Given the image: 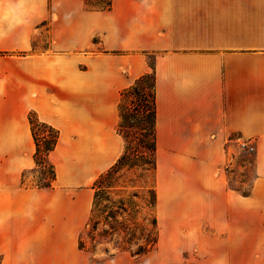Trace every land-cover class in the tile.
<instances>
[{
  "label": "crops",
  "instance_id": "crops-1",
  "mask_svg": "<svg viewBox=\"0 0 264 264\" xmlns=\"http://www.w3.org/2000/svg\"><path fill=\"white\" fill-rule=\"evenodd\" d=\"M0 52V264H143L147 254L91 256L79 238L94 181L123 151L121 91L152 71L148 55L158 194L182 210L178 231L202 240L198 262L172 241L159 264H264V0H113L107 11L84 0H0ZM30 111L60 132L49 188L23 181L35 167ZM234 135L255 146L247 194L223 173ZM190 175L196 187L180 179ZM189 193L195 199H179Z\"/></svg>",
  "mask_w": 264,
  "mask_h": 264
},
{
  "label": "trees",
  "instance_id": "trees-1",
  "mask_svg": "<svg viewBox=\"0 0 264 264\" xmlns=\"http://www.w3.org/2000/svg\"><path fill=\"white\" fill-rule=\"evenodd\" d=\"M112 2L113 0H84V6L88 11H107L112 8ZM148 62L152 71L138 77L133 84L121 91L117 106V133L124 141L123 151L116 162L94 181L92 207L86 223L92 241L96 242V233L103 237L106 244L117 239V251H127L135 257L155 249L159 237L156 215L158 197L155 187L158 150L156 77L153 58ZM28 119L36 146L35 167L32 172L40 173L34 183L40 188H49L56 178L49 156L58 144L60 132L54 126L39 120L35 111L29 112ZM37 126L41 128V133H38ZM122 171L132 174L138 172L139 179L130 177L128 180H120ZM25 176L24 173V182ZM136 199H140V207L144 210L139 222L134 213V208L139 206ZM100 223L105 227L97 231ZM79 248L89 250L83 235L79 238ZM103 252L108 256L117 253L110 252L108 248Z\"/></svg>",
  "mask_w": 264,
  "mask_h": 264
},
{
  "label": "rangeland",
  "instance_id": "rangeland-1",
  "mask_svg": "<svg viewBox=\"0 0 264 264\" xmlns=\"http://www.w3.org/2000/svg\"><path fill=\"white\" fill-rule=\"evenodd\" d=\"M36 48L37 49H44L49 45L48 38L46 36H40L35 41ZM148 60H152V55H148ZM38 133H41V128L37 126ZM232 139H236L235 142L229 141L226 145V153H227V161L224 163L223 166V173L226 177V181L229 187L236 189L240 191L242 194L249 193L252 184L254 183V179L256 177V171H255V150L251 151L246 148H242L238 136L234 135L232 136ZM25 183L29 182H35L36 178L40 175V173L36 172L33 173L32 171L25 173ZM137 173L132 174L129 172L122 171L120 173L121 177L120 180H128V178L132 177L134 180H136ZM139 179V178H138ZM168 181L166 184H170L171 177L167 178ZM184 180L189 186L196 187L197 184H199L196 180V177L194 175L186 176L183 178H180ZM155 187L157 191V207H156V215L158 218V243L155 249L147 253V255L140 259V262L143 264H159L160 262V256L162 252L164 254H172L173 248L171 247L172 241H179V243L185 244L187 246V249L184 251L185 257H190L192 261L198 262L197 258L201 255H198V249L202 245V240L199 237L197 231L195 229H191L192 232H186V231H178L175 224H172L173 218L179 217L180 214L177 213V211L182 210H175V209H169L166 206V203L164 201H170L173 199L170 194H167L164 199H159L158 190L162 187L160 178L158 177L157 169L155 172ZM163 188V187H162ZM141 195H144L141 193ZM164 197V195H163ZM179 199L184 200H193L195 199L194 193L189 194H180ZM138 207L134 206V213L137 216V221L139 222L140 216L144 212V210L140 207L142 206V203L140 199H136ZM163 200V201H159ZM92 207V206H91ZM91 210V209H90ZM191 211V214H189L190 217H196L197 215L193 213L195 210H189ZM90 214V213H89ZM88 214V217H89ZM88 221V218L87 220ZM105 226L100 223L98 224V230L101 231ZM211 235L213 236L215 231L213 229L210 230ZM83 235V239L86 242L87 248H89L88 254L91 256H99L106 258L108 255H106L103 251L105 248H108L110 252H118L116 248V242L117 239H114L112 242H109V244H106L104 242L103 237H101L99 234H95V240L96 242L90 239L89 234V228L84 227L82 233L80 236ZM217 237L211 241L209 245L210 254L213 256H218L219 253V247H220V238L219 235H216ZM99 242V243H98ZM100 242L102 244H100ZM93 249H96L93 251ZM197 259V260H196ZM137 260V259H135Z\"/></svg>",
  "mask_w": 264,
  "mask_h": 264
},
{
  "label": "built area",
  "instance_id": "built-area-1",
  "mask_svg": "<svg viewBox=\"0 0 264 264\" xmlns=\"http://www.w3.org/2000/svg\"><path fill=\"white\" fill-rule=\"evenodd\" d=\"M240 144L242 148H246L251 151L255 150L254 144L250 141H241Z\"/></svg>",
  "mask_w": 264,
  "mask_h": 264
},
{
  "label": "bare ground",
  "instance_id": "bare-ground-1",
  "mask_svg": "<svg viewBox=\"0 0 264 264\" xmlns=\"http://www.w3.org/2000/svg\"><path fill=\"white\" fill-rule=\"evenodd\" d=\"M158 195H159V199H163V193H162L161 190L159 191V194Z\"/></svg>",
  "mask_w": 264,
  "mask_h": 264
}]
</instances>
